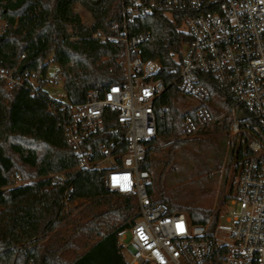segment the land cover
<instances>
[{
  "label": "trees",
  "instance_id": "16d2710c",
  "mask_svg": "<svg viewBox=\"0 0 264 264\" xmlns=\"http://www.w3.org/2000/svg\"><path fill=\"white\" fill-rule=\"evenodd\" d=\"M78 4L91 14L92 27L83 22ZM121 10V0H0V19L8 23L0 34V67H17L18 74L28 71L38 77V85L28 87L0 78V264H127L118 242L119 234L138 217L135 197L108 192L100 170L77 169L73 148L60 126L71 117V109L51 100L43 89L50 61L59 65L72 104L83 103L90 88L104 90L124 82L123 43L102 44L92 34L95 29L111 33ZM181 24L176 15L171 19L155 13L132 29L152 31L142 46L143 58L160 59L167 83L180 70L175 55L187 39ZM23 53L26 57L21 59ZM206 84L210 98L188 110L182 109L183 93L175 85L168 87L157 105V135L149 139L142 165L151 176L152 201L170 211H185L196 223L208 221L213 213L205 198L209 194L181 196L173 187L183 179L177 154L192 144L195 156L212 149L217 157L227 150L230 162L244 161L251 153L249 139L264 141V127L229 86ZM202 107L211 111L213 123L201 127L194 138H184L182 122L189 115L196 117ZM232 108L240 125L233 136ZM156 151L162 154L156 156ZM56 175L63 180L53 182ZM70 184L71 200L87 201L74 218L61 205ZM113 215L119 221L101 225ZM86 233L88 240L81 242ZM72 249L79 252L67 258Z\"/></svg>",
  "mask_w": 264,
  "mask_h": 264
},
{
  "label": "built area",
  "instance_id": "2783aa9c",
  "mask_svg": "<svg viewBox=\"0 0 264 264\" xmlns=\"http://www.w3.org/2000/svg\"><path fill=\"white\" fill-rule=\"evenodd\" d=\"M122 10L113 31L93 30L102 44L123 43V83L104 90L90 88L85 101L65 104L71 117L60 123L73 148L77 169L100 170L110 193L134 196L138 217L119 236L118 246L127 264H264V141L250 139L235 190L222 215L196 223L185 211H170L154 203L148 190L149 139L157 135V105L170 85L201 101L210 98L206 84L229 86L264 127V0H121ZM161 13L182 19L186 33L178 77L167 83L159 58H143L142 46L151 30L132 33L139 20ZM8 23L0 19V34ZM91 27L94 22L89 24ZM26 53L21 55V59ZM210 74V76H206ZM9 85L36 86L34 72L17 73V67H0ZM36 81V82H34ZM231 135L240 132L236 110ZM214 121L207 107L182 122L183 137L197 135ZM53 176V182L62 181ZM72 185H67L61 205L73 206ZM225 225H222V220Z\"/></svg>",
  "mask_w": 264,
  "mask_h": 264
},
{
  "label": "rangeland",
  "instance_id": "374dc122",
  "mask_svg": "<svg viewBox=\"0 0 264 264\" xmlns=\"http://www.w3.org/2000/svg\"><path fill=\"white\" fill-rule=\"evenodd\" d=\"M76 10L80 13L83 22L88 25L93 22L91 14L84 6L78 4L76 6ZM44 81L43 89L51 100L61 104L69 103L66 91L64 89L61 69L54 61H50ZM35 85H37V83ZM181 99L183 101V110L198 108L202 104L201 100L193 96H187L183 94ZM244 133L245 136L249 137V133L247 131ZM195 149L196 147L192 146L191 144L187 146L186 150H183L177 154L175 158L177 163V171L183 177V179L180 181H175L173 187L178 190L181 196H199L202 192L208 193L209 196L205 198H207V206L213 210L212 215H215L216 210H219V208L220 211L218 215H222L227 207L229 199L235 190L237 178L240 175L242 169L243 160L233 158V160L230 162L227 150L224 154H220L217 157L214 156V151H212V149H206L201 156H195L192 153L195 151ZM154 154L156 156H160L162 152L156 151ZM225 198L227 199L225 203L222 204ZM86 204V200L79 199L73 206L68 207L65 210L70 212L71 218L78 217L79 210ZM87 219H84L81 221V223H84ZM106 219L104 218V220L101 221V225H105V223L108 222L115 223L119 221V218L115 215ZM224 221L225 220L223 219L222 225H225ZM123 233L124 234L122 237L126 236L127 239L125 241L128 242L132 237V232L125 230ZM120 234L119 236H121ZM86 235L87 233L84 234L81 242L88 240ZM77 252L79 251L76 250L74 252V249H72L71 252L66 254V257L72 258L74 253Z\"/></svg>",
  "mask_w": 264,
  "mask_h": 264
},
{
  "label": "water",
  "instance_id": "95a60500",
  "mask_svg": "<svg viewBox=\"0 0 264 264\" xmlns=\"http://www.w3.org/2000/svg\"><path fill=\"white\" fill-rule=\"evenodd\" d=\"M0 191H1V188H0Z\"/></svg>",
  "mask_w": 264,
  "mask_h": 264
}]
</instances>
